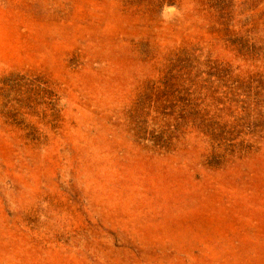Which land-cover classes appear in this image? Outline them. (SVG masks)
<instances>
[{
    "label": "rangeland",
    "instance_id": "374dc122",
    "mask_svg": "<svg viewBox=\"0 0 264 264\" xmlns=\"http://www.w3.org/2000/svg\"><path fill=\"white\" fill-rule=\"evenodd\" d=\"M0 264H264V0H0Z\"/></svg>",
    "mask_w": 264,
    "mask_h": 264
}]
</instances>
